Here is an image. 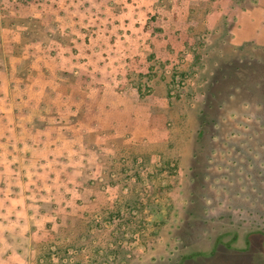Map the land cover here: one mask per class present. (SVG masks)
Listing matches in <instances>:
<instances>
[{"label":"rangeland","instance_id":"1","mask_svg":"<svg viewBox=\"0 0 264 264\" xmlns=\"http://www.w3.org/2000/svg\"><path fill=\"white\" fill-rule=\"evenodd\" d=\"M245 45L264 0H0V264H264Z\"/></svg>","mask_w":264,"mask_h":264},{"label":"trees","instance_id":"2","mask_svg":"<svg viewBox=\"0 0 264 264\" xmlns=\"http://www.w3.org/2000/svg\"><path fill=\"white\" fill-rule=\"evenodd\" d=\"M238 50L240 56L238 54L235 59L229 58L226 63L232 65L238 62L253 68L247 70L246 75L241 78L242 81L229 86L226 93L220 92V94H226V100H223L222 103L208 106L212 111H222L223 115L205 118L204 126L213 124L214 128L248 129L250 131L254 127H257L256 129L264 128V46L245 45L238 48ZM254 85H256V89ZM258 95H260V100H256ZM249 106L256 109V114L254 115L256 120L252 119L255 122L251 121L249 115L246 116L243 113L246 112L245 107ZM209 118H212V120L207 121L206 119ZM258 122H261L260 126ZM253 144L251 143V145Z\"/></svg>","mask_w":264,"mask_h":264},{"label":"flooded vegetation","instance_id":"3","mask_svg":"<svg viewBox=\"0 0 264 264\" xmlns=\"http://www.w3.org/2000/svg\"><path fill=\"white\" fill-rule=\"evenodd\" d=\"M226 140H227V139H224V141H223L221 144H219V145H221V149H224V150H226V151L229 152V148H231V145L226 144V143H225ZM221 168H222V167H221ZM249 244H250V242L247 241V246H249ZM220 248H225V249H228V250H235V251H239V252H247V251H251V250H252V249H247V248H245L244 250H243V249H237V248H235L233 245H230V244L224 243V242H222V241H218V242H216V243L213 245V247L211 248V250L209 251V253H204L203 255H198L197 257H200V256H213L214 254H216V253L218 252V250H219ZM193 258H196V256H193L192 258H188L187 260H189V259H193ZM187 260H186V261H187ZM184 262H185V261H184ZM184 262H183V263H184Z\"/></svg>","mask_w":264,"mask_h":264}]
</instances>
